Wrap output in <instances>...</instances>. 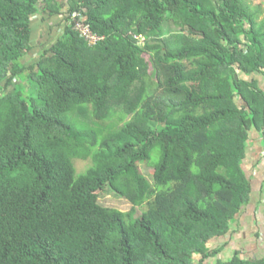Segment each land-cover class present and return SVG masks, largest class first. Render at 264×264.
<instances>
[{
  "label": "trees",
  "instance_id": "16d2710c",
  "mask_svg": "<svg viewBox=\"0 0 264 264\" xmlns=\"http://www.w3.org/2000/svg\"><path fill=\"white\" fill-rule=\"evenodd\" d=\"M250 1L67 0L29 67L34 17L65 4L0 0V264H264L222 257L251 198L250 133L264 139Z\"/></svg>",
  "mask_w": 264,
  "mask_h": 264
},
{
  "label": "crops",
  "instance_id": "0c3cea01",
  "mask_svg": "<svg viewBox=\"0 0 264 264\" xmlns=\"http://www.w3.org/2000/svg\"><path fill=\"white\" fill-rule=\"evenodd\" d=\"M252 77L264 90V76L255 73ZM243 169L251 184V198L237 217L231 238L227 239L231 243L222 257L228 259L238 251L261 260L264 259V139L256 131L250 133Z\"/></svg>",
  "mask_w": 264,
  "mask_h": 264
},
{
  "label": "rangeland",
  "instance_id": "374dc122",
  "mask_svg": "<svg viewBox=\"0 0 264 264\" xmlns=\"http://www.w3.org/2000/svg\"><path fill=\"white\" fill-rule=\"evenodd\" d=\"M60 1L65 4V7L62 10L63 15H54L50 17L49 16L50 13H46L44 17L43 16L34 17L33 38H32V44H33L34 50L30 52V54L27 56V58L23 62L29 67L38 63L40 61L42 54H44L50 48L49 46L51 45V43L56 42L63 35L65 31V26L66 24H68V22H66L67 15H65L64 13L67 11L69 5H67V0H60ZM249 5L253 9L256 6L260 5V8L262 9V11H261L259 20H264V3L262 2V0H259L256 2L250 1ZM73 16L75 17V15ZM84 20L83 21L81 20L79 21V24H76V28L80 31V33L83 28L87 27V24H85ZM70 24L71 22H69V25ZM171 29H174V28H172L170 24H166L165 26L166 37L170 35ZM84 34H85V31H84ZM146 39L147 37L140 38L139 40L141 42L140 44L143 45ZM44 46H46L47 48L44 49ZM108 123L110 124L111 121H108ZM75 164H76V169L78 173L84 172L89 166H91L90 160L88 161L77 160ZM140 171L148 180L152 182V177H153V172H154L153 167L149 166L148 164L141 163ZM98 200L103 205L117 208L124 212H129L131 209V205L126 200L115 198L110 193L105 194L101 198L99 197Z\"/></svg>",
  "mask_w": 264,
  "mask_h": 264
},
{
  "label": "built area",
  "instance_id": "2783aa9c",
  "mask_svg": "<svg viewBox=\"0 0 264 264\" xmlns=\"http://www.w3.org/2000/svg\"><path fill=\"white\" fill-rule=\"evenodd\" d=\"M84 31H85V34H84ZM81 35L84 39L89 41L90 45H95L100 40L99 38H96L93 34H91V31L88 26L81 30Z\"/></svg>",
  "mask_w": 264,
  "mask_h": 264
},
{
  "label": "water",
  "instance_id": "95a60500",
  "mask_svg": "<svg viewBox=\"0 0 264 264\" xmlns=\"http://www.w3.org/2000/svg\"><path fill=\"white\" fill-rule=\"evenodd\" d=\"M163 55H164V53H163Z\"/></svg>",
  "mask_w": 264,
  "mask_h": 264
}]
</instances>
